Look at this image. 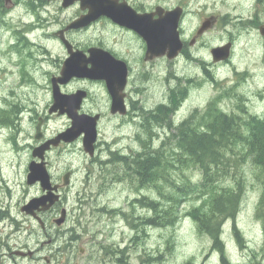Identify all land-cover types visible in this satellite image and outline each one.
<instances>
[{
	"label": "flooded vegetation",
	"instance_id": "flooded-vegetation-1",
	"mask_svg": "<svg viewBox=\"0 0 264 264\" xmlns=\"http://www.w3.org/2000/svg\"><path fill=\"white\" fill-rule=\"evenodd\" d=\"M106 1L113 14L119 12L121 22L112 16L100 15L89 23L70 27L75 20L90 11L89 7L82 4V0L69 4L65 0H0V139L13 150L27 151L30 164L40 160L34 156L37 147L56 138L71 126L70 115L75 110V115L99 117L94 156H90L84 149V133L71 142L62 140L57 146L51 144L46 150L44 159L53 185H58L56 193L60 199L47 211H37L42 221L21 209L22 213L39 224L43 234L49 236L47 242L35 248L29 244L16 245V232L23 225L17 224L16 215H12L9 210V204L14 199L13 189L4 179L3 184L0 180V264H26L27 260L38 264H90L97 251L103 250L107 255V249L115 243L114 239L109 245L105 242L111 231L108 232L102 226L89 228L90 224L107 225L110 220L104 217L108 215V208L103 219L95 215L94 220L82 222L78 219L75 224L67 226L71 213L68 207L70 189L76 174L83 168L74 167L73 163L64 168H56L51 162V156L64 147L74 146L76 150L73 149V152L78 147L89 158L88 180L94 171L90 164L97 163L113 165L112 169H104L108 176L111 175L113 183L116 179L126 180L127 165L114 154L135 156L141 153L145 144L137 137L140 132L147 136L149 149L155 150L156 139L151 138L150 133L161 127L158 121L159 106L171 105L181 95L186 96L181 105L188 99L194 79L185 74L180 75L175 64H201L205 74L210 73L214 81L220 84L219 87L222 86L220 90L230 94L237 86L240 87V82L230 85L229 80L216 78L213 68L246 62L256 64L252 69V77L256 79L260 75L262 82L260 87L253 89H257V99L264 102V0ZM174 20L177 21V32L182 44L175 55L172 46L176 40L173 42L170 38L173 31H169ZM217 48H224L228 56L226 52L215 54ZM93 49L108 53L119 61L116 63L125 69L123 80H115L110 86L102 78L75 76L63 82L57 79L72 54L75 64H87L88 67L101 64L92 56ZM160 64H169L163 74L160 72ZM50 66L55 70L49 72ZM158 80L161 88L167 85L168 98L151 102L150 94L153 95ZM56 85L62 95H83L74 103H61L54 109ZM113 94L121 97L123 111H114ZM241 112L246 114L249 110L243 108ZM241 112L230 113L242 115ZM249 115L254 117L252 128L256 130L257 120L264 119V103L261 112L252 109ZM57 117H66L69 123L63 129L50 131L49 124ZM105 118L120 119V126L129 124L135 128L133 138L138 143L137 148L120 147L115 140L102 141L101 126ZM30 126L34 129L31 130ZM263 129L262 125L260 131L263 132ZM102 154H106L107 158L99 161ZM255 154L252 150L253 158ZM119 164L120 174L114 168ZM66 174H69L67 181ZM35 186L41 189L39 183ZM43 193L41 190L39 195ZM85 196V193L79 195L77 208L80 213L85 210ZM64 209L65 220L58 224L56 219L62 216ZM97 218L99 221H96ZM3 226L4 229L10 227L8 232L2 230ZM131 229L137 232L134 225ZM53 230H56L54 235ZM262 233L264 242V223ZM134 236L141 240L139 232ZM59 240L63 241L57 242ZM121 249L118 253L123 252ZM258 253L259 250H256L253 254ZM260 255L263 256L262 253ZM123 258L119 262L124 261ZM99 259L106 260L98 256ZM262 260L264 262V256Z\"/></svg>",
	"mask_w": 264,
	"mask_h": 264
},
{
	"label": "rangeland",
	"instance_id": "rangeland-1",
	"mask_svg": "<svg viewBox=\"0 0 264 264\" xmlns=\"http://www.w3.org/2000/svg\"><path fill=\"white\" fill-rule=\"evenodd\" d=\"M246 63L229 64L220 68L214 67L213 73L217 74L216 78L229 80L230 85L240 82V87L237 86L236 90L230 91L231 94L229 93V96L223 99L222 106L229 112H241L243 108H247L249 112H246V114L241 112V114L243 117L248 118L249 114L252 113V109L256 112H261V106L264 102H261L256 97V88L260 87L262 82L260 75H257L256 79L252 77V69L256 64ZM168 65L160 64L161 74L169 67ZM201 66V64H175V68L180 75L185 74L194 79L188 99L182 104L177 113L176 117L178 120L186 118L196 107L204 109L207 102L218 94L219 89H222V86L219 87L220 84H216L205 74ZM54 70L51 66L48 68L49 72ZM2 75L4 74L2 73ZM13 78L14 76L11 77V79ZM159 82L160 80L155 83L156 87H154L153 95L150 94L152 97L151 102L168 98L167 85L161 88ZM224 86L226 87V85ZM254 87L256 88L253 89ZM48 98H50V95H48ZM119 121L120 119L109 120L105 118L101 126V140H108V142L115 140L118 141V146L120 147L137 148L138 143L133 138L136 134V129L129 124H121L120 126L118 124ZM68 123L66 117H57L50 122L49 129L50 131L63 129L67 127ZM30 129L33 130L34 128L30 126ZM157 132H160V137L156 138V147L161 143L162 137H165L163 128H160ZM73 149L74 146L72 148L70 146L64 147L51 156V162L56 168H64L71 163L74 164V167L80 166L83 168L76 174L73 179L74 184L70 189L68 207L71 213L67 226L75 224L78 219L82 222L94 220L96 219L95 215L103 219L107 207L109 212L104 217L105 220H110L107 225L90 224L89 229H92L91 226L106 227L105 230L111 231L110 235L107 236V240H105L106 244L109 245L112 239L115 242L107 249V255H105L103 250L97 251L95 258L90 264H224L223 257L225 256H227L229 264H264L262 262L264 256L262 224L264 221L258 215L259 199L264 187V165L253 161L252 155L251 157L245 156L243 159L238 160L239 166L237 167L239 170L236 173L238 177L243 176L245 187L236 216L226 218L222 224L223 250H221L214 246V242L208 234L199 232L192 217L185 215L193 204L198 205L201 202L193 198H190L182 205V218L175 226L166 229H158L159 227L155 226L146 227V234L144 235L143 232H140L141 240H137L134 236L137 232L132 231L131 228L140 222L138 218L144 217L142 214L148 212L140 203L134 206L132 204L133 200L136 197L141 198L143 195L157 200V197H160L158 190L152 186L138 190L137 180L133 181L130 179L131 171H127L126 180L120 181L116 179V182L113 183L110 179L111 175L108 176L106 173L107 167L112 169L113 165L104 163L102 165L100 163L90 164L94 171L92 170V175L88 180L87 163H89V158L78 147L75 152H73ZM28 156L29 153L27 151L21 149L13 150L0 139V180L3 184L4 179L13 189L14 199L9 204V210L12 215H16L17 224L23 225L16 232L15 242L17 246L29 244L31 248H35L43 242H47L49 236L43 234L39 224L34 219L27 217L21 212V206L30 200L31 197L39 195L41 192L39 186L27 184ZM106 156V154H102V157L98 160H105ZM114 168L120 174V164ZM234 169L235 166H231V172ZM178 172L180 171L178 170ZM176 173L177 171H173L174 175ZM185 173L189 176H195L199 174V170L190 168L185 170ZM229 177L225 181L223 180L222 185L233 180L231 176ZM83 193L86 194L84 198L85 210L80 213L77 208L79 205L78 199L79 195ZM1 196L0 194V204ZM96 221H99V218ZM3 224L5 225V222ZM9 229L10 227L5 229L4 226L2 227V230L6 232ZM14 229L15 227H13ZM30 231L34 233L30 234ZM55 231H52V235L55 234ZM236 231L239 232L238 235H236ZM3 234L4 231H2ZM169 239L170 243L167 242ZM62 241L59 240L57 242L61 243ZM120 249L123 252L118 253ZM256 250H259V253L255 255L253 253ZM46 251L48 253V249ZM98 256L106 260H97ZM120 258H123L124 261L119 262ZM26 264L38 263L27 260Z\"/></svg>",
	"mask_w": 264,
	"mask_h": 264
},
{
	"label": "trees",
	"instance_id": "trees-1",
	"mask_svg": "<svg viewBox=\"0 0 264 264\" xmlns=\"http://www.w3.org/2000/svg\"><path fill=\"white\" fill-rule=\"evenodd\" d=\"M208 76L214 81V76L210 73ZM227 96L229 93L219 89L204 109H193L179 123L173 115L185 95L176 97L171 105H160L158 121L165 137H162L159 146L155 150L149 149L147 136L140 132L137 137L145 144L141 153L135 156L114 154L119 161L126 163L127 171L132 172L130 179L138 180V190L152 186L160 194L157 200L146 195L133 200L134 206L140 202L148 212L142 214L144 217L138 218L140 222L134 225L137 232L145 235V228L150 226L172 228L182 218L184 202L193 198L201 202L193 204L185 215L192 217L199 232L208 234L214 246L223 250L222 224L226 218L236 216L245 187L243 176L238 177L236 173L239 170L238 160L251 157L253 150L256 152L253 161L264 165V129L260 131L264 119L257 120L259 129L253 130L252 115L247 118L225 110L222 101ZM150 135L156 139L160 137V132L154 130ZM231 166H235L232 172ZM190 168L198 169L199 174L187 175L185 170ZM173 171H177L176 175ZM229 176L233 180L222 185ZM258 213L264 221V187ZM167 242L170 243V239ZM223 261L229 264L227 256L223 257Z\"/></svg>",
	"mask_w": 264,
	"mask_h": 264
},
{
	"label": "water",
	"instance_id": "water-1",
	"mask_svg": "<svg viewBox=\"0 0 264 264\" xmlns=\"http://www.w3.org/2000/svg\"><path fill=\"white\" fill-rule=\"evenodd\" d=\"M75 0H65L66 4L72 3ZM82 4L89 7L90 11L87 15L82 16L80 19L75 20L70 27H78L89 23L91 20L99 17L100 15H108L114 17L116 21L121 22V16L118 14H113L108 9V3L106 0H82ZM170 38L173 42L176 40V43L172 46L173 54L175 55L181 48V40L177 32V21L174 20L169 26ZM172 45V44H171ZM153 46L151 45L150 49ZM215 54L218 52H226L224 48H217L214 50ZM92 56L96 57L98 61H101V64H92V67H88L87 64H75L74 63V54L65 62L61 75L57 78L60 81H67L72 77H90V78H102L108 81V84L111 86L115 80H120L125 77V69L121 67L119 62L115 60L108 53L99 51L97 49L91 50ZM225 55V57H227ZM57 84V80L55 81ZM82 93H76L71 96L62 95L58 89V85L54 90L55 97V107L61 103H74L82 97ZM114 98V111H123L122 99L118 94H113ZM76 113V110H75ZM70 115L72 119V125L63 133L59 134L56 138L50 140L46 144L37 147L34 150V156L38 157L40 161L34 160L29 164V172L27 174L28 184L40 183L41 188L44 192L41 196L33 197L26 204L22 206V210L28 214L33 215L38 220L42 221L41 217L37 214V211H47L51 208L56 201L60 199V195L56 193L58 190V185H53L51 181V176L47 168L46 161L44 159V154L46 150L51 147V144L58 145L60 141L71 142L75 140L80 134L84 133V149L91 156H94L95 153V142L97 140V122L98 116L91 117L86 115ZM69 177V174H66V181ZM66 209L63 210L62 216L56 219L58 224H61L65 220Z\"/></svg>",
	"mask_w": 264,
	"mask_h": 264
},
{
	"label": "bare ground",
	"instance_id": "bare-ground-1",
	"mask_svg": "<svg viewBox=\"0 0 264 264\" xmlns=\"http://www.w3.org/2000/svg\"><path fill=\"white\" fill-rule=\"evenodd\" d=\"M181 92V91H180ZM189 94H190V90H189ZM179 95V94H178ZM248 123H250V122H248ZM257 123V122H256ZM239 126H240V124H239ZM245 126V125H244ZM246 127V126H245ZM242 130V129H241ZM244 130V129H243Z\"/></svg>",
	"mask_w": 264,
	"mask_h": 264
}]
</instances>
